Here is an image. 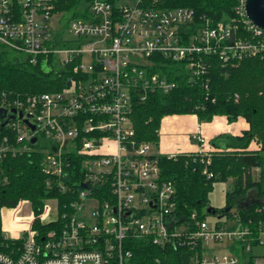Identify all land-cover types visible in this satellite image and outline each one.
Masks as SVG:
<instances>
[{"label": "built area", "instance_id": "2783aa9c", "mask_svg": "<svg viewBox=\"0 0 264 264\" xmlns=\"http://www.w3.org/2000/svg\"><path fill=\"white\" fill-rule=\"evenodd\" d=\"M245 1L237 8L240 22L212 25L184 6L86 0L89 16L72 21L67 39L55 0H0V43L31 64L69 72L60 90L15 99L7 113L17 138L0 146V163L9 154L44 153L47 186L79 197L63 208L58 198H46L39 213L27 198L0 206V264H131L128 239L189 246L188 264H244L242 251L264 264V222L255 231L235 208L213 223L196 213L185 219L174 184L161 177L157 147L136 139L132 120L137 103L178 86L162 66L168 61L184 64L194 84L211 57L222 66L264 58V27L247 17ZM197 155L212 177L211 155ZM7 182L0 164V185ZM37 219L52 225L36 230ZM9 238L22 240L12 253L3 248Z\"/></svg>", "mask_w": 264, "mask_h": 264}, {"label": "trees", "instance_id": "16d2710c", "mask_svg": "<svg viewBox=\"0 0 264 264\" xmlns=\"http://www.w3.org/2000/svg\"><path fill=\"white\" fill-rule=\"evenodd\" d=\"M152 1V0H151ZM159 8L189 7L196 16L212 25L238 23L242 19L237 11L240 0H153ZM72 16L87 17L86 0H55V12ZM208 72L202 74L196 83H191L190 72L180 62L168 61L163 64L169 76L178 81V86L170 92H155L145 101L137 103L132 114L139 142H151L158 148L161 121L168 114H197L200 121H210L215 115H225L229 121L244 117L250 127L242 135L220 134L212 139L218 149L208 151L212 162V177L203 173L204 164L197 153H179L175 157L158 153L161 177L171 181L176 189L178 209L185 219L193 213L204 220L211 212H223L232 217V208L238 206L244 221L257 231L264 222V58L247 57L235 64L222 66L216 58L207 59ZM68 70L60 65L49 69L40 64H31L27 57L0 43V146L5 139L16 140V131L10 126L11 115L17 98H25L34 93L60 90L67 84ZM257 137L263 145L260 150H250L251 141ZM44 153L27 151L15 156L9 154L0 163L8 182L0 185V206L15 205L19 199H30L37 213L42 211L44 199L56 197L63 208L76 194L50 189L42 171ZM258 169L257 178L253 170ZM232 179V188L227 192V207L221 210L209 207V193L216 182ZM80 187V186H79ZM250 190L256 198L247 206L239 207V199L245 198ZM207 208V209H205ZM262 210L259 211L258 209ZM251 220V222H249ZM52 224H44L39 219L34 223L36 230L45 231ZM1 236V229H0ZM127 247L133 251L131 264H188L192 248L186 246L161 247L147 240L128 239ZM22 240L7 239L4 249L12 253L20 248ZM244 264H253L254 255L242 251Z\"/></svg>", "mask_w": 264, "mask_h": 264}, {"label": "crops", "instance_id": "0c3cea01", "mask_svg": "<svg viewBox=\"0 0 264 264\" xmlns=\"http://www.w3.org/2000/svg\"><path fill=\"white\" fill-rule=\"evenodd\" d=\"M250 127L242 116L229 121L225 115H215L210 121H200L197 114H168L162 118L160 143L158 149L163 154L197 153L200 150L212 151L218 147L212 139L220 134L242 135ZM201 134L206 138L200 142L194 135ZM252 143H250V146ZM248 203L245 205L247 206Z\"/></svg>", "mask_w": 264, "mask_h": 264}, {"label": "rangeland", "instance_id": "374dc122", "mask_svg": "<svg viewBox=\"0 0 264 264\" xmlns=\"http://www.w3.org/2000/svg\"><path fill=\"white\" fill-rule=\"evenodd\" d=\"M58 14H56L55 16V20L58 22V20H60V22L62 23L60 26L62 27H66L64 28V36L67 39H71L72 38V33L69 31V25L72 23V21L74 20V17L72 16L73 11L68 12V13H64V12H57ZM56 26V24H55ZM252 145H249V149L250 150H260L262 148V141L259 140L257 137H255L252 141H251ZM157 152L161 153L164 152L163 150L161 151V149L157 148ZM253 175L255 178L258 177L259 175V170L258 169H254L253 170ZM232 188V179H229L226 182L220 181V182H216L214 184V187L212 189V191L209 193V207L212 209H224L227 207V192L230 191ZM256 198V193L253 190H250L248 192V194L246 195L245 198L239 199V207H244L248 202L252 201L253 199ZM53 205V203H51ZM235 210L238 209V206L234 207ZM207 209V208H205ZM224 217V213L219 211V212H211L208 215V221L210 223H213L214 221L218 220V219H222ZM216 248L218 250H220V245H216ZM262 251V247H258L255 249L256 253H259Z\"/></svg>", "mask_w": 264, "mask_h": 264}, {"label": "water", "instance_id": "95a60500", "mask_svg": "<svg viewBox=\"0 0 264 264\" xmlns=\"http://www.w3.org/2000/svg\"><path fill=\"white\" fill-rule=\"evenodd\" d=\"M245 11L247 17L255 24L264 27V0H246L245 1ZM13 112H16V109H12ZM7 114V109H5V114ZM13 115H10L11 118ZM9 118L6 119L4 125L8 123ZM34 128V126H32ZM36 138L32 139L34 142ZM214 213V212H213Z\"/></svg>", "mask_w": 264, "mask_h": 264}]
</instances>
